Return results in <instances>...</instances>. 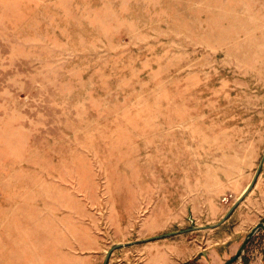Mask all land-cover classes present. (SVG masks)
<instances>
[{
	"label": "rangeland",
	"instance_id": "374dc122",
	"mask_svg": "<svg viewBox=\"0 0 264 264\" xmlns=\"http://www.w3.org/2000/svg\"><path fill=\"white\" fill-rule=\"evenodd\" d=\"M263 157L264 0H0V264H198Z\"/></svg>",
	"mask_w": 264,
	"mask_h": 264
},
{
	"label": "crops",
	"instance_id": "0c3cea01",
	"mask_svg": "<svg viewBox=\"0 0 264 264\" xmlns=\"http://www.w3.org/2000/svg\"><path fill=\"white\" fill-rule=\"evenodd\" d=\"M258 197H264V173L262 174V176L260 177V179L257 181L255 188L253 189V191L249 194V196L245 199L243 205H242V209L243 208H251L250 204L253 203V201L255 199H257ZM238 210H236V212L234 213L233 217L236 216L238 214ZM229 218L228 220H232ZM226 221L224 224H226L229 221ZM224 224L221 225L219 228H215V230H220L221 228L224 227ZM257 234V235H256ZM256 237L259 236V231L258 233H256ZM247 236H245L241 241L240 240H234V236H227L225 240H222L220 242L217 243V246L215 248H210V249H206L205 252L208 253L207 257L208 258H203V259H199L198 260V264H225L228 260H230L231 258H233L238 251L240 250L243 242L245 241ZM255 237V238H256ZM232 240V241H231ZM260 242L257 244H253L254 242L250 243L247 247V250L245 251L244 258H241V261H244L245 264H264V236L260 237ZM253 244V245H252ZM127 246V245H125ZM127 248L124 250V252L126 254H130V253H138L139 254H143L144 250L143 249H136L134 251L133 248L135 247H124ZM154 251L150 252V255L148 257L147 264H160L156 259H155V255H154ZM164 259H166V262H164L163 264H171L168 258H165L164 253H162L161 255ZM186 262L189 261H184L180 264H186Z\"/></svg>",
	"mask_w": 264,
	"mask_h": 264
},
{
	"label": "water",
	"instance_id": "95a60500",
	"mask_svg": "<svg viewBox=\"0 0 264 264\" xmlns=\"http://www.w3.org/2000/svg\"><path fill=\"white\" fill-rule=\"evenodd\" d=\"M264 166V157L260 163V166L256 172V175L254 177V179L252 180V182L250 183L249 187L247 188V190L245 191V193L240 197V199L233 205V207L229 210V212L225 215V217L218 223L215 225H211V226H206V227H200V228H195V229H199V230H205V229H215V228H219L221 225H223L230 217L231 215L235 212V210L239 207V205L249 196V194L253 191V189L256 186V183L258 181V178L261 174L262 168ZM263 230L264 231V223H260L259 225H257L254 229H252V231L248 234L247 238L245 239V241L243 242L240 250L238 251V253L231 258L230 260H228L225 264H235L238 259H240L243 254L245 253L248 245L250 244L251 239L255 236V234L260 231ZM123 245L119 244L116 245L111 251H109L108 255H107V259H106V263L108 264L109 258L112 254V251L117 249V248H121Z\"/></svg>",
	"mask_w": 264,
	"mask_h": 264
},
{
	"label": "bare ground",
	"instance_id": "6f19581e",
	"mask_svg": "<svg viewBox=\"0 0 264 264\" xmlns=\"http://www.w3.org/2000/svg\"><path fill=\"white\" fill-rule=\"evenodd\" d=\"M247 188H248V187H247ZM246 190H247V189H246ZM244 193H245V192H244ZM244 193H243V194H244Z\"/></svg>",
	"mask_w": 264,
	"mask_h": 264
},
{
	"label": "built area",
	"instance_id": "2783aa9c",
	"mask_svg": "<svg viewBox=\"0 0 264 264\" xmlns=\"http://www.w3.org/2000/svg\"><path fill=\"white\" fill-rule=\"evenodd\" d=\"M227 200V199H226Z\"/></svg>",
	"mask_w": 264,
	"mask_h": 264
}]
</instances>
